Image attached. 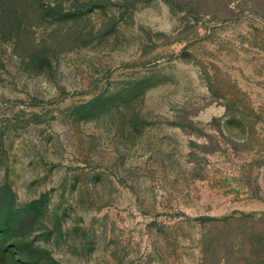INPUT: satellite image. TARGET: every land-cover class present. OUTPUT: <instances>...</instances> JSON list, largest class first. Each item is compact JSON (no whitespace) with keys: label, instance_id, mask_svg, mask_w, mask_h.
I'll return each mask as SVG.
<instances>
[{"label":"rangeland","instance_id":"1","mask_svg":"<svg viewBox=\"0 0 264 264\" xmlns=\"http://www.w3.org/2000/svg\"><path fill=\"white\" fill-rule=\"evenodd\" d=\"M0 264H264V0H0Z\"/></svg>","mask_w":264,"mask_h":264}]
</instances>
